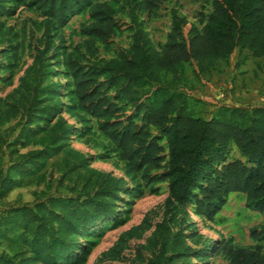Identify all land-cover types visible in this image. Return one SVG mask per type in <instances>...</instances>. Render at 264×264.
I'll list each match as a JSON object with an SVG mask.
<instances>
[{
	"label": "trees",
	"instance_id": "16d2710c",
	"mask_svg": "<svg viewBox=\"0 0 264 264\" xmlns=\"http://www.w3.org/2000/svg\"><path fill=\"white\" fill-rule=\"evenodd\" d=\"M28 1L47 19L46 38L54 25L63 27L71 14L87 8L93 19L85 31L90 38L89 49L93 44L107 49L111 39L124 31L115 21L113 10L101 0ZM127 1L131 4L130 47L116 59L103 62L99 73L85 70L72 57H67L65 67L72 79L74 109L99 122V132L118 161L130 173H141L145 185L167 182L164 216L142 247L145 251L157 248L147 264H190L196 251L186 242L196 243L201 236L194 233V224L184 230L176 228L175 215H185L186 208L192 207L194 216L212 221L233 193L245 196L247 207L262 217L263 226L249 231L254 243L251 248L221 241L213 242L209 252L228 264H264V106L219 107L209 120H203L194 116L184 94L171 91L188 65L195 67L197 75L206 77L236 50L247 51L253 59H264V0H212L211 12L200 30L173 12L170 32L159 50L138 27L136 14L154 17L168 0ZM4 7V0H0V13ZM44 67L43 61L37 60L31 74L45 76ZM101 75L137 120L122 121L121 108L103 92ZM169 75L171 80L167 81ZM42 91L56 94L57 86H46ZM14 114L13 109L0 112L1 121ZM151 131L163 146L151 137ZM67 136L64 130L58 138H48V155L64 151L79 159L77 153L66 150ZM45 140L41 138L40 142ZM229 148H234L241 160L228 161ZM163 162L165 174L151 176L150 171L158 170ZM79 163L73 170L85 169L86 160L79 159ZM39 170L37 167L31 173ZM87 174L89 181L93 178L87 187L94 191L83 201L52 198L0 214V238L16 236L21 246V252L12 259L0 256V264H70L66 257L78 247L77 238L112 214L123 188L107 174ZM12 179L8 174L0 183V197L12 189ZM146 228L143 222L130 229L111 252L117 254L124 241L139 237ZM187 229L193 232L187 234Z\"/></svg>",
	"mask_w": 264,
	"mask_h": 264
},
{
	"label": "rangeland",
	"instance_id": "374dc122",
	"mask_svg": "<svg viewBox=\"0 0 264 264\" xmlns=\"http://www.w3.org/2000/svg\"><path fill=\"white\" fill-rule=\"evenodd\" d=\"M211 2L168 0L160 5L154 17L136 14L138 27L147 34L152 47L159 50L170 32L173 12L200 30L211 12ZM101 3L113 10L115 21L124 30L111 39L107 49L99 44L87 47L90 38L85 31L93 23L90 8L71 14L63 27L54 25L46 38L47 19L28 0H4V11L0 13V112L13 109L15 114L6 121H1L0 115V183L8 174L13 175L12 189L0 197V214L52 198L83 201L94 191L87 187L93 183V178L88 180L87 172L107 174L123 185L114 201V210L77 238L78 247L66 259L70 264H147L157 248L145 251L142 247L164 216L167 182L145 185L141 173H130L118 161L99 132V122L74 109L72 79L65 67L67 57H72L85 70L99 73L103 62L116 59L130 47V2L101 0ZM39 59L45 65V76L31 74ZM166 79L170 81L171 76ZM99 83L106 96L121 108L123 122L137 120L119 95L107 87L103 75ZM51 85L57 86V93H43V88ZM253 87H264V60H255L247 51L237 50L210 76L201 77L194 66H186L171 91L186 96L195 117L209 120L219 107L241 100L242 92ZM261 106L264 102L248 103L245 108ZM59 124L61 128L57 129ZM64 130L68 134L66 150L86 160L85 169L73 170L74 165H80L79 159L65 155L64 151L48 155V138H58ZM151 137L159 139L153 131ZM41 138L46 139L44 143L40 142ZM163 144L160 140V145ZM227 160L241 159L234 148H229ZM164 162L149 174L164 175ZM37 167L40 170L32 174ZM191 208H186L185 215L179 213L174 217L176 228L184 230L194 224L197 228L194 233L201 236L196 243L186 242L196 251L190 264H228L209 252L212 243L225 241L248 249L254 246L249 231L263 226L262 217L247 207L242 194H229L212 221L194 216ZM143 222L147 228L139 237L124 241L117 254L111 252L123 234ZM191 232L193 229H187L186 233ZM19 252L21 246L16 236L0 238V256L12 259Z\"/></svg>",
	"mask_w": 264,
	"mask_h": 264
},
{
	"label": "crops",
	"instance_id": "0c3cea01",
	"mask_svg": "<svg viewBox=\"0 0 264 264\" xmlns=\"http://www.w3.org/2000/svg\"><path fill=\"white\" fill-rule=\"evenodd\" d=\"M255 60H257V59H255ZM262 60H264V59H259L258 61H262ZM245 70H246V68H243V71H245ZM262 91H264V87L263 88H261V87H257V88L253 87V88L247 89V90L242 92L241 100L233 101L230 104V106H228V107L245 108L248 103H254V102H256V103L260 102L261 103V102H264V94L262 93Z\"/></svg>",
	"mask_w": 264,
	"mask_h": 264
}]
</instances>
